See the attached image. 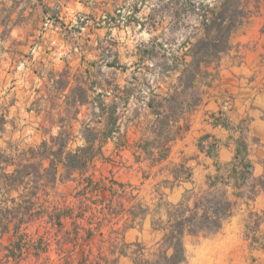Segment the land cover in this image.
<instances>
[{
    "label": "rangeland",
    "instance_id": "1",
    "mask_svg": "<svg viewBox=\"0 0 264 264\" xmlns=\"http://www.w3.org/2000/svg\"><path fill=\"white\" fill-rule=\"evenodd\" d=\"M204 1L214 5L216 0L192 3L199 7ZM183 3L0 0V155L7 150L19 160L24 150L52 138L67 142L68 151H76L87 145L85 137L93 134L89 129H96L100 138L109 133L101 149L104 157L85 172L61 166L59 180L49 192L41 185L44 170L35 163L30 169L32 182L26 180L9 193L0 185V210L23 213L31 208L44 213L21 228L26 239L23 252L17 249L16 228L3 233L0 227V264H136L139 243L147 252L157 249L162 235L143 230L139 204L153 208L156 197L166 195L167 184L157 176L158 168L139 162V138L156 119L147 103L163 102L162 97L178 83L180 74L165 73L161 65L184 57L188 49H182L183 44L203 34L201 11ZM256 5L255 1L250 4L252 16L232 33L230 50L203 68L196 88L187 90L178 103L199 96L205 102L215 101L212 118L231 129L230 140L237 148L245 141L247 147L252 144L259 150L264 147V134L249 132L259 111L264 120V104L253 103L256 95L264 93V0ZM151 40L163 45L154 51V59L146 51L153 46ZM241 98L251 103L238 102ZM84 99V105L75 104ZM239 107L245 108L236 114ZM178 120L172 133L161 129L158 132L163 134L156 131V138L153 126L147 133L150 144L176 132L182 135L191 115ZM127 139L130 148H124ZM100 145L98 141L95 150ZM203 146L209 155L217 156L221 143L213 140ZM260 162L264 167V159ZM232 163L220 175L227 177ZM179 175L191 180L192 173L185 168ZM243 187L242 194L253 198L264 180ZM208 189L195 193L200 196ZM238 190L228 186L229 192ZM34 193L38 199L33 207L29 198ZM243 203L234 207L233 216L219 232L185 238L186 264H264V211L249 207L248 199ZM56 208L73 214L62 227L47 216L59 214Z\"/></svg>",
    "mask_w": 264,
    "mask_h": 264
},
{
    "label": "trees",
    "instance_id": "2",
    "mask_svg": "<svg viewBox=\"0 0 264 264\" xmlns=\"http://www.w3.org/2000/svg\"><path fill=\"white\" fill-rule=\"evenodd\" d=\"M253 1L260 5L261 0H216L214 5L211 3L204 5V1L197 7V3H192V0H184V7H192L194 10L199 8L201 11L198 16L203 34L195 42L190 39L183 44L182 49H188L184 57H176L171 65L168 63L161 65L165 73H178L180 75L178 83L171 86L165 96L162 97V101L169 104L170 107L167 108L163 102H156L155 100L147 103L151 113L157 118L154 123L155 133L161 129H166L168 134L172 133V128L179 122L178 119L201 104L202 96L193 97L190 101L180 103H178V98L184 95L187 90L196 88L199 78L205 73L203 68L218 62L221 55L230 50V37L235 29L252 16L253 10L250 4ZM258 5H256L257 8ZM151 43L153 46L147 47L146 51L154 59V51L163 45L157 44L154 40H151ZM189 56L192 57L191 61L187 59ZM181 87L183 90L179 92ZM172 103L176 105H172ZM3 120L5 121L6 118L4 117ZM88 131L93 134L90 137H85L87 145L78 148L76 151H68L67 142L63 144L58 138H52L51 142L43 141L38 148L30 147L28 150H24L22 155L18 157L19 160L8 154L7 150L1 152L0 185L9 193L20 184H24L26 180L32 182L34 175L30 169L35 167V164L40 165L41 170H44L41 174V185L46 192L54 189L59 180V168L61 166L72 172L87 171L101 152L102 145L109 136L108 133H105L104 137L100 138L96 129H89ZM158 133L159 135L163 134L162 132ZM178 136L180 134L176 132L174 135L166 136L165 139L170 142ZM98 141L101 145L97 151L95 145ZM57 144H59V148L55 149ZM150 145L149 142L146 147L149 148ZM164 147L163 155L165 156L167 150ZM201 148L204 150L202 143ZM211 148H214V145H211ZM248 154L247 144L243 141L237 148L235 161L229 166L231 172L227 177L218 175L214 179H210L209 190L197 197L193 203H191V197H186L180 204L171 206L167 221L159 225L163 237L158 242L157 249L153 252H147L145 245L139 243V251L136 253L135 261L139 264H186L185 238L188 235L207 236L217 233L223 228L225 222L233 216L235 203L230 199L227 188L233 186L235 189H241L250 180L253 164L249 160ZM46 163L49 165L46 166ZM12 166H16V168L10 172L8 169ZM37 194L34 193L29 198V203L33 207L38 199ZM235 195L241 196L240 193H235ZM56 210L59 214L49 213L47 216L51 222L57 221L56 224L60 227H62L64 220L73 217L72 213L59 211L58 208ZM43 214L41 215L31 208L23 213L0 210V227L3 233H10L16 228L17 236H20L17 241V249L23 252V244H26V239L23 234L21 235V228L23 225L41 219Z\"/></svg>",
    "mask_w": 264,
    "mask_h": 264
},
{
    "label": "crops",
    "instance_id": "3",
    "mask_svg": "<svg viewBox=\"0 0 264 264\" xmlns=\"http://www.w3.org/2000/svg\"><path fill=\"white\" fill-rule=\"evenodd\" d=\"M75 1L76 0H71L73 3ZM75 5H72L71 7L74 8ZM244 97H246V95ZM86 100H76L75 104L84 105ZM237 101L251 103V101H248V99L245 98H241ZM214 102L215 101L205 102L204 96H202L201 104L188 113L191 115V122L188 128H186L182 135L178 136L175 140L170 142H167V140L162 142L157 141L155 144L153 143V145H150L149 148L146 147L147 143L152 142L147 133L151 132L150 129L153 128L157 118L152 121V128L149 130L147 128L139 138V162L142 163L143 161H148L153 169L158 168L159 173L157 176L160 177V180H165L164 183L167 184L166 195L164 194L156 197L158 201L155 204L153 203V208L152 205H147L140 201L141 203L139 205L143 208V212L139 217L143 218V230L145 229L146 231L150 228L154 233L162 235L163 237L162 231L159 230V225L160 223H165L167 221L171 206L180 204L186 197H191V203H193V201L199 197V195L195 193L196 189L209 187L210 179H214L220 175L222 168L226 166L228 167L230 163L235 161L237 146L234 141L230 140L232 134L231 129L216 124L212 118V114L215 110L213 105ZM253 103H255V105H263L264 93L256 95ZM244 108L245 107L236 108L238 110L236 114H240ZM236 114L231 117L232 124L236 122ZM253 120L254 122L249 132L253 136H262L264 134V120L261 118L260 111L255 115ZM153 134V137H158L155 132H153ZM213 140L220 141L221 143L217 156H211L206 150H202L201 148V143L207 147ZM164 145L166 146L164 147ZM163 147L167 150V155L165 156L163 155ZM124 148H130L128 139ZM248 152V158L253 164V170L252 176L245 187L248 186L249 183L264 180V167L261 162L259 163V159H264V147L256 150V145L251 144L248 146ZM98 155L99 156H96L91 165H93L97 159L105 156V150ZM185 168L188 170L190 169L192 173L191 180H183L182 176L179 175V170ZM215 173V176H210ZM243 190L244 187L238 190L241 195L240 197H237L234 191H228L230 199L235 203V207L238 205L240 206L243 203V200L248 199L250 202L249 207L258 211H264V187L257 188V194L253 198L243 195ZM241 206L248 205L243 203ZM154 215H157L158 217L160 216L159 219L156 221L153 218V220L150 221L148 217ZM163 216H166V220H162ZM134 262L139 264L135 260Z\"/></svg>",
    "mask_w": 264,
    "mask_h": 264
}]
</instances>
